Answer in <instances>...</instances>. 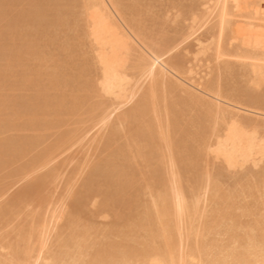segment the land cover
I'll return each mask as SVG.
<instances>
[{"label":"rangeland","instance_id":"1","mask_svg":"<svg viewBox=\"0 0 264 264\" xmlns=\"http://www.w3.org/2000/svg\"><path fill=\"white\" fill-rule=\"evenodd\" d=\"M41 1H43V2L41 4H38V0H29V1L28 0H9V1L8 0H0V5L2 3V5L0 6V47H1L0 48V51H1L0 52V62H1L0 63V69H1L0 70V75H1L0 76V80H1V83H0V85H1L0 86V108H1L0 109V117L2 116V118H0V122H1L0 125H2L0 127V138H1L0 141L4 140L5 142H7V139H9L10 142L12 141V144H10L11 146H8L9 148L11 147L10 150L12 149L13 146L16 150H21L20 154L16 153V156H15V154L12 155V153H10L11 152L10 150L7 151L8 147L5 145L3 146V144L0 143V145H1V147H0V154L1 155L0 156H2L3 153L5 154L6 151H7V153L9 152L8 156H6V158L3 159V162H2L3 156L1 157V160H0V165L2 166V167L0 166V190L2 192V193L0 192V211H1L0 212V237H1L0 238V246L6 248L5 250H2V251L0 250L1 254L5 255V254H7L8 251H10V252H8V255L12 254V251L21 252L25 246L22 239L28 233V228L30 230V228L33 225H36L38 223V221H39V226H40L41 222L45 223V221L48 219H49L48 223L50 222L49 224L52 225L50 227H51V229H53V230H51L49 228V225L46 224V226H48L50 231L53 232V233H51V234H53V236L50 238V241H49L50 244L53 246V248H52L53 251L59 250L58 246H60V244H62V239H65L70 234L71 229L74 226H77L78 230H80V231L85 230L84 232L87 235V246L88 247H90L91 244H93V243H99V242L103 241L104 239L106 240V238L108 240H111V242H113V243H116V244L121 243V238L123 236V233L127 232V230H129L130 226H131V230L134 228L132 231H134V232L137 231L138 230L137 225L139 224V221L135 217L137 216L138 219H139V217H143L144 210L146 209V207H150L151 195H156L159 192V190H157V189H161L160 192H162L166 188H168V184L166 181L168 179V175L164 174V171H163V170L167 171L165 169L166 165L163 166V164H166V160H163V161L161 160V162H158V163L154 162V160H151L152 161V163H151V161L147 158V163H144V161L142 160L143 158L140 156H142V155L147 156V152H149L150 147L145 146L144 144L138 143L139 140L137 141L136 138L132 139L135 137V135L133 136L132 131H134L136 129L144 128L145 123L148 120H150L151 123H153V124H151L152 125L151 128L153 127L151 129L152 130L151 132L155 133L154 139L156 136L159 137L158 131H161L160 133H162V132L167 133L168 137L170 136L169 134L172 135V136H170L172 138H169L170 141H172L171 146H170L171 154L176 156L177 151H178L177 148L179 149L180 152L182 151V148L179 147V143L177 144V142L179 141L181 144L180 145L181 147H183V145L186 144L188 147H190L191 150H192V147L199 146L196 149L193 148V150L198 149L197 150L198 153L200 150V152H201V153H199L200 157H203V155H205L203 157L204 159H200V160L206 159V162L201 161L198 165H196L195 168H192L194 164L192 165V163H191L190 165H188L186 167L187 170H186V168L184 169V172L182 170H180L181 169L180 164H178V166L180 165L179 167H175V169H174L175 171L177 170V172L179 173V174H177V177L181 175L180 178L179 177L177 178L179 180V183H180V184L178 183V186L180 185L179 188H182L184 190L183 191L181 189L184 192L187 200H190L192 195L199 194V190L203 186H205L206 184L210 186V189H212L210 192V195L213 198H215V200L218 202V207L219 206L220 207L230 206L232 208L244 207L248 203V201L250 202V199H249L250 197L258 199L259 197L264 195V192H263L264 191V158H262L256 166L249 162L245 165L244 164L240 165V166L237 165L236 166L237 168L236 167L235 168H231V167L229 168L228 166L226 167V164L224 163L222 158H220V157L216 158L215 155L211 156V154H213L211 152H210L211 154L209 156L208 155L209 153L207 154L208 151L206 152V148H208V146L211 144V142L215 141V138L213 136L214 130L215 131L221 130L223 127V124H224L223 121L217 115H215L213 112L209 113V116L207 117L208 112H209L208 110H206V109H208L207 102L211 103V101L213 99V97L211 95H209V93H206V91L209 89V87L211 88V86H209V85L215 86L213 88V90H216V89L220 90V93L222 94V96H225L224 98H226L228 100V102H226V103H224L225 101L222 102L223 104H226V105H223V104L222 105L224 108H225V106H227L228 109L227 108L226 109L230 115H231V112H232V115L233 114L238 115L237 116L238 118L235 116V118H237V123L242 122V124H244L245 122L246 123L250 122L249 124H247V126H245V124L241 125L242 127L244 126L245 129L242 128L241 126L240 127L242 129H244L247 132V134H249V135H254V134H251L253 132L256 133L257 134L256 135L257 140L259 138L264 143V78H261V79L254 78L252 76V74L250 73V68L246 65L247 62L240 57L237 58V56H236L237 53L239 56V54L241 52L240 48L237 47V46H239V44H238L239 38H240L241 34L243 33L242 31L245 32V26H242L241 24L244 25L247 22L254 23V21H247V22H245L243 20L238 21L239 19H237V20L233 19L234 21H229L228 26L231 28H229L228 26L224 28L227 30V31L225 30L226 31L225 35H227V36L224 38V42H223L224 44L222 43L223 47L221 49V50L225 51V53L224 52L222 53V51H221L222 54H221V57L219 58L220 60L219 59L215 60V58H216L215 57V48H216L215 35H216L218 30L215 27V23H214L215 20L211 21V20H213L212 17H210V18L207 17V19L209 21H207L206 17H203L205 0H201V1L200 0H133V1L132 0H121V1H123L124 7L126 6L125 7L126 11L124 10L126 12L125 13L126 18L128 20L133 21L134 24L136 22V26L139 23V25H138L139 31L141 32L143 39H147L149 37L148 39L150 41L148 39L145 40L146 44L148 45L151 43L150 46L153 45L152 47H153V49L156 50V52L160 51L159 52L160 54L162 52L161 56L163 58H165L167 56V58H165V60H167L169 63H170V61L177 63L176 60H179V62H178L179 64L173 63V65H172L171 64L172 62L170 64L173 67L176 66L174 68L178 69V70L177 69L176 70L179 73V75L182 76L183 79L185 78L184 79L185 85L187 86V88H189L188 86H190V88L188 90L190 91V93L193 91V98L196 101L194 99H191L192 95L186 94L187 97L183 96L185 94V92L180 90V88H178V91L180 90L182 93L184 92V94H181L179 91V94H180L179 95L177 90H176V92H177L176 93V92H173L175 90L172 91V89H170L172 91L171 92V91H169V89H167L168 87L166 88L165 86H162V84L160 82L159 83L156 82L155 83L156 85L154 84L153 89H152V94H151L152 97L150 99H148V102L150 103L148 105V113L145 116V118L142 117L139 110L134 109V107L136 105V103H135L136 99H134L133 102H132V99L134 97L128 98L131 100H128V101L126 100L127 97H129L127 93L129 91H130L129 93H131V91H132V93H135V94L137 93L136 95H139L140 93L142 94V92H144V91H146L145 93H147V89H145V88H148V87H147V83H145V81H146L145 78H142L143 80L141 79L142 82L140 79H139L140 81H137V79H138L137 77H139L140 71H138L137 68L135 69L133 66L135 59H133L132 57H128L129 60H127L126 65L128 64L127 66L129 67V69L126 66V68H127L126 73H128L127 75H129V73H130V75L128 76L129 77L128 92L126 93V97H125V101H127V102L120 103L121 102V101L119 102L120 99H118V101H116L115 98L113 99L112 97L110 98L107 96H105L106 97L105 98L104 96H102L104 102L106 103L105 105H110V110H109L110 112L107 113V114L110 113L109 115H111V116H109L108 125H109L110 121L113 123L112 124L113 127L115 126L114 123L118 124L119 122L116 121L117 117H115V116H118L120 113L122 115L125 114L126 117L128 116V118L126 119L125 116H123V121L125 120L124 123L120 124L121 126L118 124V126L117 125L115 126L116 128H113L114 130H116L115 132H117V133H115V132L114 133L117 135L112 133L113 134L112 137L109 138L110 140L111 139L112 140L108 141L109 146L107 143V145H106L107 147H103L100 150V152L97 153V151L94 147H96L97 142L99 141V139L101 138V136L105 130L104 126L103 127L100 126L101 128H99V129H97V127H95L94 128L95 130L93 129V131H91V129H89L91 131L90 134H88L89 133L88 132L87 134L85 133V135H84L83 134L84 132H82L84 127L87 128L88 125H91V123H89V121H90L89 119H90V116L92 115V113L98 112V114H99V113H101V110L103 108L101 109L98 106H96V104H94L93 101L95 98L98 97V94L95 91L94 87H92V85H91V88L88 86V84L91 81H93V82H91V84L94 83V79H95V76L97 73L96 69L94 68L93 62L91 61L92 57L88 51L89 49L87 47V44H85V41L80 40L81 31L80 30H78V31L74 30V21H76V18L78 16V13L80 10V5H79L80 0H69V1L68 0L67 1L66 0H41ZM41 1H39V2H41ZM130 1L133 3H131ZM33 2L37 3V5L35 6V3H33ZM50 2L52 5L54 4V6H53L54 8H52L51 4L49 5ZM52 2H54V3H52ZM239 2H241V0ZM9 3H10V7L12 6L10 9L12 11L9 12L10 11L9 10L10 7H9L7 9L8 11L5 12L4 11L5 9L3 6L5 4L9 5ZM58 3H60V4H58ZM202 3H203V5H202ZM55 4H57V5H55ZM33 5H34V7H31ZM40 5H43V6L41 7ZM44 5H47V6H44ZM40 8H41V10H40ZM48 9H49V11H48ZM127 9H129V10H127ZM191 11H193V12H191ZM52 13H54L53 16H52ZM132 13H134V15ZM31 14H32V16H31ZM194 14H195V16H194ZM190 15H191V17H190ZM192 15L194 17H192ZM193 18H195V19H193ZM203 18H204V20H203ZM44 19H45V21H44ZM137 19H139V20H137ZM18 20H20V21H18ZM67 20L69 22H67ZM29 21H30V23H29ZM63 21H64V23H63ZM203 21H205V22H203ZM34 22H35V24H34ZM54 22H56V23L54 24ZM232 22L234 23V25H232L233 24ZM209 23H210V25H209ZM37 24H38V26H37ZM230 24L232 26H230ZM34 25H36V26H34ZM80 25H81V23H80ZM245 25H248V24H245ZM140 26H142V27H140ZM70 27H73V28H70ZM140 28H142V29H140ZM240 32H242V33H240ZM230 33H232V34H230ZM231 35L233 37L235 35V38L231 41V43L234 41L232 43V45H230L229 44L230 42L227 40L228 37ZM1 37H3V39H1ZM5 38L7 39L6 41H5ZM36 40H37V42H36ZM33 41H34V43H33ZM13 42H15V43H13ZM16 43L19 45L16 46L17 45ZM162 43H164V44H162ZM5 45H8L10 48H8V46H6L5 47L6 49H5L4 48ZM155 45L157 47H155ZM58 46L61 48H59ZM159 47H160V50H158ZM206 47H208L209 50ZM11 48H14L15 52L13 51V49L11 50ZM23 48H25V49L22 52L21 50H23ZM227 48H229V49H227ZM7 49H9L10 51ZM17 49H19V51ZM167 49H168V51H167ZM162 50H165V51H162ZM12 51H13V53H12ZM230 51L233 54H231ZM20 52L22 53V55L18 54ZM4 54H5V56H4ZM15 54H16V56H13ZM224 54H226V56L228 54V56L226 57ZM230 54L232 55L231 57H230ZM9 56H11V57H9ZM12 56H13V58H12ZM233 56H234V58H233ZM5 57L7 58L6 59L7 61L3 60V59H5ZM174 57H176V58H174ZM27 58H29V59H27ZM131 58H132V60H131ZM225 58H229V59H227V61H226ZM74 60H77V61H74ZM228 60H230V61H228ZM61 61H64V62H62V64H61ZM89 61L92 64H90ZM222 61L224 63H222ZM78 63H80V64H78ZM136 64L137 63H135V65ZM33 65L35 67H33ZM132 66L135 70L132 68ZM4 67H6V68H4ZM12 67H14V68H12ZM40 67H41V69H40ZM130 70H132V71H130ZM13 71H14V74H13ZM80 72H82V73H80ZM66 73L68 75H66ZM11 74H13V76ZM82 74L86 75V77L83 76ZM8 75L9 76L11 75V76L9 77ZM70 75H72V78L69 77ZM31 76H33V77H31ZM41 76H42V78H41ZM57 76H59V77H57ZM77 76H79V77H77ZM11 77L13 79H11ZM73 77H75V78H73ZM6 78L8 80H6ZM67 78H69V79H67ZM79 78L83 79V82ZM22 79L24 80L25 83L23 82ZM78 79L81 82L80 81L78 82ZM65 80L69 84L67 82H65ZM173 80H174V78H172V82H174ZM15 81L17 84L15 83ZM34 81H36L37 83ZM61 81L63 82V84ZM2 82L5 83V85H3ZM38 82H40V83H38ZM52 82L54 83V85ZM134 82H137V83L139 82V83L137 84ZM143 82H144V84H143ZM182 82H183V80H182ZM27 83H29V84H27ZM34 83H36L37 87ZM79 83H81V87L79 86L80 85ZM176 83H177V81H176ZM191 83L199 84L200 88H202V90L195 88L194 85ZM77 84H79L78 85L79 87L77 86ZM17 85H19V86L17 87ZM22 85H24L26 87H23ZM74 85H76V87ZM132 86L137 87L135 92L133 91L132 88H134V87H132ZM139 86H141L142 88L139 89ZM158 86L160 87L159 92H158V89H156V88H158ZM20 87H22V89H20ZM73 87H75L74 92L72 90ZM82 89H84V90L82 91ZM165 89H167V90H165ZM57 90L60 91V93ZM89 90L91 92H93V90H94V92L92 94H90ZM153 90L154 91L157 90V91L154 92ZM55 91H57V93ZM166 91H168V92H166ZM71 92H73L74 95H72ZM81 92H84V93H81ZM52 93H55L57 95L54 94V96H53ZM153 93H154V95H153ZM155 93H157L158 95ZM163 93H164V95L162 97L161 94H163ZM174 93H175V96H174ZM43 94H44V97L42 98ZM83 94H85L86 96L84 97ZM165 94L167 95V97ZM50 95L53 96V98ZM70 95H71V97L75 96V99L72 100ZM196 95H197V98H196ZM38 96H39V98H38ZM55 96L59 98L57 100V103H55L56 100L53 101L54 99H56ZM77 96H80V97L82 96V99H84V100H81V98L80 97L78 98ZM155 96L156 97L161 96V97L155 98ZM164 96H165V98H164ZM188 96L190 98H188ZM198 96H199V98L201 97L202 99L201 98L199 99ZM66 97L68 98V100L66 99ZM130 97H131V95H130ZM22 98H25V101H24V99L22 100ZM28 98H30V99H28ZM41 98L43 100H45V99L46 100L45 101L38 100ZM152 98L156 103L152 100ZM168 98H169V101L167 102ZM61 99H63V101ZM197 99L199 101L201 100L200 101L201 104H199L200 102H197ZM29 100H30V102H29ZM36 100L40 101V103H43L44 105L42 106V104H39V102H37ZM50 100H51V102H50ZM71 100H72V103H71ZM61 101L65 102L66 104L61 103ZM69 101L71 104H69ZM160 101H161V104H160ZM202 101L203 102L206 101V104H205V102L202 103ZM20 102H22V106H21ZM26 102H27V104L25 105ZM34 102H36L37 104ZM52 102H54V103H52ZM111 102L113 103V105L109 104ZM152 102H154V108H153ZM157 102H159V103H157ZM2 103H4V104H2ZM46 103H47V105L50 104V105H52V107H54V108H52L51 106H48V107H50L49 112L47 111L48 107H47ZM88 103H90L91 105ZM119 103H120V106H119ZM166 103H167L168 107L169 106H171V107L166 109ZM33 104L36 106L32 107ZM61 104L63 105V107ZM114 104L116 105V108H113L114 111H112L111 106L115 107ZM202 104L206 105L205 108H204V106L201 107ZM211 104H213V103H211ZM6 105H8V106H6ZM55 105L57 106L58 109L55 108L56 107ZM69 105H70V108H69ZM157 105H159L160 108ZM162 105H163V107H162ZM198 105H200V106H198ZM41 106H42L43 110L40 109ZM60 106L62 108H60ZM241 106H243V107H241ZM10 107H11V109H10ZM20 107L22 110H25L26 112L21 111ZM44 107L46 109H44ZM97 107L99 108L100 111L99 110L95 111L96 110L95 108H97ZM36 108H38V109H36ZM76 108H79V109H76ZM158 108L160 110H158ZM13 109H15V110H13ZM32 109H34L35 111ZM153 109L155 111L158 110L159 113L155 112V111L153 112ZM163 109L165 111L166 110L167 111L165 112ZM237 109H239L238 111L240 113H236ZM255 109H256V111H255ZM257 109H259L261 112ZM27 110H29V111H27ZM137 110H138V113H137ZM6 111H8L9 113ZM14 111L16 113H14ZM41 111H43V112H41ZM93 111H95V112H93ZM205 111L207 112V114L205 113ZM20 112H23V113L21 114ZM50 112H52V113L54 112V113L50 115ZM6 113L8 115H6ZM73 113H74V115H73ZM10 114H12V115H10ZM47 114L49 115L48 118H47ZM56 114L58 115L57 117H56ZM239 114H240V116H239ZM43 115L45 116V118ZM53 115H55V118ZM63 115H64V117H63ZM139 115H141V116H139ZM175 115L177 117L176 120H175ZM257 115H260L259 118ZM22 116L24 118L23 120L21 118ZM50 116H53V117L50 118ZM60 116H62V119H59ZM77 116H80L81 118H79V117L77 118ZM172 116L174 118H172ZM157 117L159 118V120ZM165 117L170 118V120L173 119L171 121H174L173 123L175 124L174 125L175 128L172 126L171 121L169 119L167 121ZM229 117L230 116H226V118L224 120L228 122L231 119ZM250 117H251V120H248L247 118H250ZM31 118H33V119H31ZM36 118H39V119L35 120ZM42 118H44V119H42ZM202 118H205L208 121L205 119L202 121ZM235 118H232V120L234 119V121H236ZM244 118H245V121H244ZM25 119H26V121H25ZM66 119H68V120H66ZM153 119L154 120L156 119V121H159V122L161 119V122L160 123L156 122V121L152 122V121H154ZM241 119H243V120H241ZM8 120H9V122H8ZM15 120H17V121H15ZM81 120H83L84 122ZM86 120L88 121V124H87ZM19 121H20V123H19ZM22 121L25 124H23ZM30 121H31V123H30ZM35 121H38L39 127H37L38 123ZM59 121H63V122H59ZM76 121L80 124V127ZM169 122H170V124H169ZM28 123H29V125H28ZM35 123L37 125H34ZM41 123H43V124H41ZM81 123H82V125H81ZM214 123H216V124H214ZM154 124L158 125L159 130L156 128L157 126ZM162 124H164V125H162ZM240 124L241 123H238V125H240ZM248 125H250V126H248ZM4 126L6 129L4 128ZM20 126H21V128H20ZM50 126H51V128H50ZM169 126L171 129L169 128ZM57 127H58V129H57ZM2 128H4V130ZM80 128H82V130ZM199 128L201 130H204L205 134H203L204 131L203 132L200 131ZM165 129H166V131H165ZM181 129H183V130L185 129V131H183L184 133L189 132V134L186 133L187 134L186 137L183 136L184 138L182 136H181L182 138H180V136H179ZM212 129H213V131H212ZM5 130H6V132H5ZM61 130H62V133H61ZM78 130L79 131L81 130L80 132H82V134L80 132H78ZM168 130H170V131H168ZM186 130H188V131H186ZM71 131H73V132L71 133ZM97 131H98V133H97ZM206 131L208 132V134ZM77 132H78V134H77ZM169 132H171V133H169ZM196 132H198V133H196ZM192 133L194 136L191 135ZM195 133L197 135H195ZM199 133H201L202 135ZM67 134H70V135H67ZM74 134L75 135L77 134V136H75ZM35 135H36V138H35ZM42 135H43V137H42ZM59 135L60 136L63 135L62 139L65 137L66 138H72L73 137V139H69V141L66 144L67 146L71 145V147L69 146V148H67V146H65L64 147L65 149H63V151L64 150H66V151H64V152L56 151V149H54L55 147H53V149L55 151H53V149L50 148L53 146L52 144L56 143V145H57L58 142H56L57 140L55 138L60 140ZM71 135H73V136H71ZM181 135H183V133ZM199 135H201L202 137ZM79 136L82 138L84 137V138L83 139L80 138L78 140ZM197 136H199V137H197ZM10 137H12L11 140H10ZM190 137H191V140L193 142H191V140L189 139ZM193 137H195V138H193ZM185 138H186V140H185ZM203 138H205V141ZM114 139H116V140H114ZM194 139H195V141H194ZM31 140H32V142H31ZM83 140H85V141H83ZM155 140L157 141L156 144L158 146L157 145H154V146H156L155 148L157 150H158L157 147H159L160 154L161 153L167 154L168 150L166 148V142H164L163 140L159 141V139L157 140V138ZM202 140L204 142H203V144H200V142H202ZM17 141L20 142V145H19V143H17ZM27 141H29V142H27ZM129 141H130V143H129ZM173 142H175V144H173ZM188 142L191 143L190 145L192 147L188 144ZM206 142L208 143V145ZM122 143H124V144H122ZM205 143L207 146H204ZM22 144H23V147L24 146L28 147V145L32 144L30 146L31 148L30 147H29V149L27 148L28 151L26 154H24L26 152L25 151L26 148H22V149H25L23 151L22 149H20L21 147H18V146H22ZM159 144H161L162 146ZM125 145L126 146L129 145L128 147H130V149L127 148ZM202 145H203V148H202ZM137 146L140 149V154H138V152L135 151L138 148ZM118 147H126L124 150L127 151V154L131 153V154H128V159H130L131 167H132V168H130L129 172H127L129 179H127L126 182L124 184H121V185L124 188L125 184L127 185V183L129 184V182H130V183H132L131 184L132 186L129 185L130 186L129 187L127 185L129 188L126 186L128 189L125 187L124 188L125 191H123L121 185H118L120 183H117V184L115 183V184L111 185L110 187L105 186L104 184H102V183H104V182H102L103 181L102 179L98 178V176H96V175L93 176V174H90L92 172V170H95L96 165H98V164L100 165L104 161L108 160L110 158V156L112 155L111 151L116 150V148H118ZM4 149H6V151ZM1 150H3V151H1ZM48 150L49 151L51 150L52 152L57 153V155H55L56 153L55 154L53 153L54 157H52V162H50L47 165L45 164L46 166L37 165L36 167L31 168L35 157L36 156L38 157L39 155L42 156V155L47 154L49 152ZM146 150H147V152H146ZM201 150L204 152L203 154H202ZM35 152H37L39 155ZM95 153H97V154H95ZM113 153H114V151H113ZM9 156H11V157H9ZM15 157H16V159H15ZM19 157H22V158H19ZM205 157H208V158H205ZM12 158H14V159H12ZM5 159H7V161L10 159L9 160L10 162L8 161V164H7ZM32 159H33V161H32ZM137 159H139V160H137ZM196 159L197 160L193 161L194 163L196 162L195 164L198 163L199 157ZM120 160H119L120 163H117L119 165L116 164L113 166L114 172L115 171L119 172V171H122L125 169V168H123V166H125V165L121 164L122 159H120ZM134 160H135V163H133ZM27 161H28V163H27ZM136 161L137 162L139 161V162L136 164ZM1 162H2V164H1ZM153 162H154V165H153ZM142 163H144V164H142ZM132 164L134 165V167L132 166ZM159 164H161L162 166H160ZM3 165H4V167H3ZM139 165H140V167H139ZM141 165H143L145 168L141 167ZM158 166H159V168H158ZM190 166H192V167H190ZM199 166L202 168H200ZM155 167H157L158 169H161V171L159 170L160 171L159 173H161V176L163 177L162 179L166 181V183H165V185L167 184L165 186L166 188H164L161 185L159 187V185L156 184L157 180H156V176L154 175V174H156V172H154V171H156V170H154ZM28 168L29 169L31 168V169L27 170ZM176 168H178V169H176ZM188 168H190V169H188ZM148 169L149 170L151 169L152 173H151V171L150 172L147 171ZM179 170L181 173L179 172ZM201 170L202 171L204 170L203 171L204 173ZM132 172L135 174H138V175L134 176V175H132ZM129 173H131V174H129ZM133 176H134V178H133ZM152 178H153V180H152ZM196 178H198V179H196ZM180 179H181V181H180ZM77 180H78V185H74L75 183H77ZM80 180H82V181H80ZM99 180H101V181H99ZM139 180H140V182L138 185ZM200 180H202L203 182ZM151 181L153 183H151ZM206 182H208V183H206ZM2 183H4V184H2ZM181 183H182V185H181ZM196 183L198 185H196ZM80 184H82L84 186H81ZM152 184H154V185H152ZM73 185H74V187H73ZM104 186L106 188L107 187L108 188L106 189ZM139 186H141V188H139ZM197 186H198V188H197ZM101 187H103V188L101 189ZM115 187H118L119 190L121 189L123 191V194H122V191L121 192L118 191V189H116ZM156 187H159V188H156ZM191 187H194V188L192 189ZM30 188H32V189L34 188V190H32ZM109 188L112 190H108ZM104 189L106 191L107 190L108 191L106 192ZM28 190L31 192L30 194H29ZM150 190H152V191H150ZM186 190H187V192H185ZM111 191H112V193H111ZM115 191H117V192L115 193ZM137 191H139V192H137ZM192 191H194V192H192ZM261 191H262V193H261ZM109 193H110L111 197H110ZM117 194L120 195V196L118 195V197H120L121 199L116 198ZM123 196H124V199L122 198ZM112 198H114V199H112ZM118 199L122 202L118 203V201H119ZM114 200H118V201L114 202ZM146 205H149V206H146ZM211 207L216 208V204L212 203V205L208 209H210ZM235 213H239V212L235 211ZM125 216H131L134 218L131 225H129V223H125L126 222ZM50 219H52V220L50 221ZM248 220H249V218H241V222H243V223L248 221ZM228 224H230V223H228ZM43 225H45V224H43ZM54 231L57 234L55 233V235H54ZM8 255H5V256L8 257Z\"/></svg>","mask_w":264,"mask_h":264},{"label":"bare ground","instance_id":"2","mask_svg":"<svg viewBox=\"0 0 264 264\" xmlns=\"http://www.w3.org/2000/svg\"><path fill=\"white\" fill-rule=\"evenodd\" d=\"M39 1H41V0H38V4H41L43 2V1H41V2H39ZM239 1L240 0H238V1L237 0H205V2H204L203 17H206V19H207V17L208 18L212 17L213 20H211V21H214L215 20V22H214L215 23V27L218 30L217 33H216V35H215V41H216V48H215V57L216 58H215V60L216 59H219L221 57V54L223 52L225 53V51H223L221 49L223 47L222 45L224 44L223 43L224 42V38L227 36V35H225V32L227 30L224 29V28L229 25L228 24L229 21H234V20H237V19H239L238 21L243 20L245 22H247V21H254V23H249V22L245 23V24H248V25L241 24L242 26H245V32L244 31H242L243 33L240 32L242 34H241V36L239 38V43H238L239 46H237V47L240 48L241 52H240L239 56H238V53H237V55L236 54L235 55L237 56V58L240 57V58H242L243 60H245L247 62L246 65L250 68V73L252 74V76L254 78L261 79V78H264V0H241V2H239ZM35 2H33V3H35ZM52 3H54V2H52ZM131 3H133V2H131ZM50 4H51V2L49 3V5ZM58 4H60V3H58ZM1 5H2V3H1ZM9 5H10V3H9ZM36 5H37V3H35V6ZM55 5H57V4H55ZM79 5H80V10H79L78 16L76 18V21H74V30H77V31L80 30L81 31V38H80V40L81 41H85V44H87V47L89 49L88 51H89V53H90V55L92 57V60L91 61L93 62L94 68L96 69V72L97 73H96V76H95V79H94V83L91 84V82H93V81H91L88 84V86L91 88V85H92V87H94L95 91L98 94V97L95 98L94 101H93L94 104H96V106H98L101 109L103 108L102 109L103 111L101 110V113H99V114H98V112H95V111L99 110V108L98 107L95 108L96 110L93 111L95 113H92V115L90 116V119H89L90 120L89 123H91V125H88V127H87L88 129L86 127H84L85 130L83 129L82 132H84L83 133L84 135H85V133L87 134L88 132H89L88 134H90L91 131H93V129L95 127H97V129H99V128H101L100 126H102V127L104 126L105 130H104L101 138L97 142L96 147H94L96 149L97 153H98V152H100V150L103 147H107L106 145H107L108 141H111L112 140V139L110 140L109 138L112 137L113 134L117 133V132H115L116 130H114L113 128H116L115 126L116 125L118 126V124L120 125V124L124 123L125 120L123 121V116H125L126 119L128 118V116L126 117L125 114L122 115L120 113L118 116H115V117H117L116 118L117 120L116 119L115 120L117 122H119V123L118 124L114 123L115 126L113 127V125H112L113 123L110 121L111 124L109 123V125H108L109 116H111V115H109L110 113L109 114H107V113L110 112L109 111L110 110V105H105L106 103L104 102L102 96H104V97L107 96V97H110V98L112 97L113 99L115 98L116 101H118V99H120L119 100V102L121 101L120 103L127 102L128 100H131V99H128V98H133L134 97L132 99V102L134 101V99H136V102H135L136 105L134 104L135 105L134 109L135 110L138 109L139 112H140V114L144 118H145V116L148 113V105L150 104L148 102V99H150L152 97L151 96L152 89H153V86H154V84L156 82H158V83L160 82L162 84V86H165L166 88L168 87L167 89H169V91H171L170 89H172V91L175 90L173 92H176V90H177V92L179 94V91L182 90V91L185 92V94H184V92L182 93L180 91L181 94H184L183 96H186V94H187V95H192L191 96L192 97L191 99H194V98H193V91L190 93V91L188 90L190 88V86H188L189 88H187V86L185 85V81H184L185 78L183 79V77L179 75V73L177 72L178 69L177 68H174L176 66H174V67L172 66L174 62L173 61H170V63L172 62L171 63L172 65H171L167 60H165V58H167V56L165 58H163L161 56L162 52H161V54L159 53L160 51L159 52L158 51L156 52V50L153 49V47H152L153 45L150 46L151 43L147 45L146 42H145V40H147L149 37L147 39H143V36L141 35V32L139 31V26H138L139 23L136 26V22L134 24L133 21L128 20L126 18V15H125V13H126L125 12L126 11L125 10V7L126 6L124 7L123 1H121V0H80V4ZM202 5H203V3H202ZM40 6L42 7L43 5H40ZM44 6H47V5H44ZM53 6H54V4L52 5V8H54ZM11 7L9 8V10L11 9ZM31 7H34V5L31 6ZM40 10H41V8H40ZM127 10H129V9H127ZM11 11L12 10H10L9 12H11ZM48 11H49V9H48ZM191 12H193V11H191ZM32 14H31V16H32ZM53 14L54 13H52V16H53ZM132 14L134 15V13H132ZM194 16H195V14H194ZM194 16L192 15V17H194ZM190 17H191V15H190ZM193 19H195V18H193ZM137 20H139V19H137ZM203 20H204V18H203ZM18 21H20V20H18ZM44 21H45V19H44ZM207 21H209V20L207 19ZM67 22H69V21L67 20ZM203 22H205V21H203ZM29 23H30V21H29ZM55 23L56 22H54V24ZM63 23H64V21H63ZM80 23H81V25H80ZM34 24H35V22H34ZM231 24H230V26L234 25V23L232 25ZM209 25H210V23H209ZM34 26H36V25H34ZM37 26H38V24H37ZM140 27H142V26H140ZM70 28H73V27H70ZM229 28H231V27H229ZM140 29H142V28H140ZM230 34H232V33H230ZM234 38H235V35H234V37L232 35L228 37L227 40L230 42L229 43L230 45H232V43L234 42L233 41L231 43V41ZM1 39H3V37H1ZM6 40L7 39L5 38V41ZM36 42H37V40H36ZM13 43H15V42H13ZM33 43H34V41H33ZM162 44H164V43H162ZM18 45L19 44H17L16 46H18ZM6 46H8V45H5L4 48ZM155 47H157V46L155 45ZM8 48H10V47L8 46ZM59 48H61V47H59ZM206 48H208V47H206ZM12 49H13V51L15 50L14 48H11V50ZM24 49L25 48H23V50H21V51L23 52ZM227 49H229V48H227ZM7 50H9V49H7ZM17 50L19 51V49H17ZM158 50H160V47L158 48ZM208 50H209V48H208ZM13 51H12V53H13ZM162 51H165V50H162ZM167 51H168V49H167ZM221 51H222V53H221ZM18 54H21L22 55L21 52L18 53ZM231 54H233V53L231 52ZM231 54H230V57L232 56ZM224 55L226 56V54H224ZM4 56H5V54H4ZM13 56H16V54L13 55ZM13 56H12V58H13ZM227 56H228V54H227ZM6 57L3 60H6L7 59ZM9 57H11V56H9ZM128 57H132L133 59H135L133 66H134L135 69L137 68V70L140 71L139 72L140 74L139 73L138 74H139V77L140 76L141 77L140 78L137 77L138 78V79L136 78L137 81H140L142 78H145L146 79L145 83H147V87L148 88H145V89H147V93H145L146 91H144V92H142V94L140 93L139 95H136L137 93L136 94L135 93H132V91H131V93H129L130 91L128 92V84H129V77L128 76L130 75V73H129V75H127L128 73H126V69H127L126 66L128 65V64L126 65V63H127V60H129ZM132 58H131V60H132ZM174 58H176V57H174ZM233 58H234V56H233ZM27 59H29V58H27ZM225 59L227 61V59H229V58H225ZM74 61H77V60H74ZM228 61H230V60H228ZM62 62H64V61H61V64H62ZM176 62L177 63H174V64H179L178 63L179 60H176ZM89 63H90V61H89ZM135 63H137V64L135 65ZM222 63H224V62L222 61ZM78 64H80V63H78ZM90 64H92V63H90ZM133 66H132V68H133ZM6 67H4V68H6ZM33 67H35V66L33 65ZM12 68H14V67H12ZM40 69H41V67H40ZM128 69H129V67H128ZM130 71H132V70H130ZM80 73H82V72H80ZM13 74H14V71H13ZM13 74H11V75L13 76ZM66 75H68V74L66 73ZM33 76H31V77H33ZM83 76L86 77V75H83ZM57 77H59V76H57ZM69 77L72 78V75H70ZM77 77H79V76H77ZM41 78H42V76H41ZM73 78H75V77H73ZM172 78H174V80H173L174 82H172ZM11 79H13V78L11 77ZM67 79H69V78H67ZM79 79H78V82L80 80L83 82V79H80V80ZM6 80H8V79L6 78ZM142 80H141V82H142ZM175 80L177 81V83H176ZM182 80H183V82H182ZM23 82H24V80H23ZM34 82H36V81H34ZM65 82H67V81L65 80ZM0 83H1V80H0ZM15 83H16V81H15ZM36 83H34V84L36 85ZM38 83H40V82H38ZM134 83H137V82H134ZM27 84H29V83H27ZM62 84H63V82H62ZM79 84H77V86L79 85L81 87V83H79ZM143 84H144V82H143ZM191 84H193V83H191ZM3 85H5V83H3ZM53 85H54V83H53ZM193 85H194L195 88H198V89H201L202 90V88H200V85L199 84H193ZM18 86L19 85H17V87ZM22 86L23 87H26L24 85H22ZM74 86L76 87V85H74ZM209 86H211V88L209 87L208 90L206 89L207 90L206 93H209V95H211L213 97L212 101L210 100L211 103H213V104L207 102L208 109H206V110L209 111L207 117L209 116V113L213 112L215 115H217L223 121L224 124H223V127H222L221 130H219V131L218 130L217 131L214 130L213 136L215 138V141L213 140L214 142H211V144L208 146V148H206V152L208 151L207 154L209 153L208 155L210 156V154L213 153V154H211V156L212 155L213 156L215 155L216 158H218V157L222 158V160L226 164V167L228 166L229 168L230 167L231 168H235L237 165H239V166L240 165H243V164L245 165V164H247L249 162L256 166L260 162V160L262 158H264V143L259 138L257 140V138H256L257 137L256 136L257 134L256 133L253 132L251 134H254V135H249L244 130L245 129L244 126L243 127L241 126V125H244V124H245V126H247V124H249L250 122L249 123H246L245 122L244 124H242V122H238V123H241L240 125H238V123H237V118H238L237 116L238 115L237 114H233L232 115V112H231V115H230L228 113V111H227V109H228L227 106H225V108L223 107V105H226V104H223L222 102L225 101L224 103H226V102H228V100L226 98H224L225 96H222V94L220 93V90H218V89L213 90V88L215 86H212V85H209ZM36 87H37V85H36ZM75 87H73V89H72L73 92H74V88ZM132 87H134V86H132ZM135 87L132 88L134 92L137 89V87L136 88ZM140 88H142V87L139 86V89ZM178 88H180L179 91H178ZM20 89H22V87H20ZM156 89H158V92H159L160 87L158 86V88H156ZM167 89H165V90H167ZM83 90L84 89H82V91ZM57 91H55V92L57 93ZM156 91L157 90H155L154 92H156ZM58 92L60 93V91H58ZM73 92H71L72 95H74ZM89 92H90V94H92L94 92V90H93V92H91L89 90ZM166 92H168V91H166ZM81 93H84V92H81ZM126 93L129 96L126 99L127 101H125ZM52 94L54 96L55 93H52ZM129 94L131 95V97H130ZM155 94H157V93H155ZM55 95H57V94H55ZM83 95H84V97L86 96L85 94H83ZM153 95H154V93H153ZM161 95L163 97L164 93L161 94ZM53 96H51V97L53 98ZM82 96L81 97L80 96H77V97L78 98L80 97L81 100H84V99H82ZM174 96H175V93H174ZM43 97H44V94H43L42 98ZM70 97H71V95H70ZM157 97H159V96H157ZM157 97L155 96V98H157ZM166 97H167V95H166ZM38 98H39V96H38ZM42 98L41 99H38V100H41V101H45L46 100L45 98H44L45 100H43ZM55 98L56 99H54L53 101L56 100L55 103H57V100L59 98L56 97V96H55ZM71 98L73 100V99H75V96L74 97H71ZM164 98H165V96H164ZM188 98H190V97L188 96ZM196 98H197V95H196ZM198 98H199V96H198ZM23 99L25 101V98H22V100ZM28 99H30V98H28ZM66 99L68 100L67 97H66ZM61 100L63 101V99H61ZM72 100H71V103H72ZM152 100H153V98H152ZM62 101H61V103L66 104L65 102H62ZM168 101H169V98H168L167 102ZM200 101L197 99V102H200ZM29 102H30V100H29ZM37 102H39V104H42V106L44 105L43 103H40V101H37ZM50 102H51V100H50ZM154 102H152L153 108H154ZM204 102L206 104V101H204ZM204 102L202 101V103H204ZM4 103H2V104H4ZM20 103H21V106H22V102H20ZM34 103H36V102H34ZM52 103H54V102H52ZM71 103L69 101V104H71ZM120 103H119V106H120ZM157 103H159V102H157ZM26 104H27V102L25 103V105ZM50 104L47 105V103H46L47 107L48 106H51L52 107V105H50ZM88 104H90V103H88ZM109 104H112L113 105L112 102L109 103ZM160 104H161V101H160ZM199 104H201V102ZM205 104L204 105L202 104L201 107L204 106V108H205V106H206ZM8 105H6V106H8ZM33 106H36V105L33 104L32 107ZM42 106H41L40 109H42ZM157 106L160 108L159 105H157ZM198 106H200V105H198ZM243 106H241V107H243ZM62 107H63V105H62ZM62 107L60 106V108H62ZM111 107H112L111 110L114 111L113 108H116V105H115V107L114 106H111ZM162 107H163V105H162ZM169 107H171V106H169ZM169 107H168V105L166 103V109H168ZM38 108H36V109H38ZM49 108L50 107H48V110H47L48 112L50 110ZM52 108H54V107H52ZM55 108H57V106ZM69 108H70V105H69ZM159 108H158V110H160ZM10 109H11V107H10ZM20 109H21V107H20ZM44 109H46V108L44 107ZM76 109H79V108H76ZM13 110H15V109H13ZM32 110H34V109H32ZM138 110H137V113H138ZM158 110L155 111L153 109V112L154 111L155 112H158ZM238 110L239 109H237V112L236 113H240ZM257 110H259V109H257ZM21 111H25V110H22L21 109ZM27 111H29V110H27ZM255 111H256V109H255ZM6 112H8V111H6ZM41 112H43V111H41ZM14 113H16V112L14 111ZM20 113L22 114L23 112H20ZM53 113L50 112V115L53 114ZM205 113L207 114L206 111H205ZM6 115H8V114L6 113ZM10 115H12V114H10ZM73 115H74V113H73ZM141 115H139V116H141ZM48 116L49 115L47 114V118H48ZM53 116L55 118V115H53ZM53 116H50V118L53 117ZM57 116L58 115L56 114V117ZM226 116H230L229 118H231L228 122L224 120L226 118ZM235 116L237 118H235ZM239 116H240V114H239ZM257 116L259 118L260 115H257ZM63 117H64V115H63ZM78 117L81 118L80 116H77V118ZM0 118H2V116ZM21 118H22V120L24 119L23 116ZM44 118H45V116H44ZM44 118H42V119H44ZM172 118H174V117L172 116ZM232 118H235L236 121H234V119L232 120ZM31 119H33V118H31ZM37 119H39V118H36L35 120H37ZM59 119H62V116H60ZM168 119L170 120V118L167 117L166 120L168 121ZM176 119H177V117L175 115V120ZM204 119L205 118H202V121ZM247 119L248 120H251V117L250 118H247ZM66 120H68V119H66ZM83 120H81V121H83ZM158 120H159V118H158ZM171 120H173V119H171ZM205 120H207V119H205ZM241 120H243V119H241ZM15 121H17V120H15ZM25 121H26V119H25ZM63 121H59V122H63ZM155 121H156V119L154 121H152V122H155ZM244 121H245V118H244ZM8 122H9V120H8ZM35 122L38 123V121H35ZM86 122L88 124V121L87 120H86ZM156 122H159V121H156ZM160 122H161V119H160ZM173 122L174 121H171V124L174 127L175 124ZM19 123H20V121H19ZM30 123H31V121H30ZM82 123H81V125H82ZM23 124H25V123L23 122ZM41 124H43V123H41ZM151 124H153V123H151V121L148 120V121H146L144 128H142V129H136V130L132 131L133 136L135 135V137L132 138V139H135L136 138L137 141L139 140L138 143L144 144L145 146L150 147L149 152H147V150H146L147 156L146 155L140 156V157L143 158L142 160L144 161V163H147V158L150 161L151 160H154V162H157V163L158 162H161V160L162 161L163 160H166V164H163V166L166 165V168L165 169L167 171H165V170H163V171H164V174H167L168 175V179L166 180L167 181V184H168V188L165 187L167 185V184L165 185L166 181L162 179L163 177L161 176V173H159L161 171V169H158L159 166H158V168L155 167L154 170H156V171H154V170L153 171L156 172V174H154L156 176V180H157V183L156 184H158L159 187L161 185V186H163L166 189L164 191H162V192H160L161 189H157V190H159V192L156 195H151V204H150V207H146V209L144 210L143 217H139V219H138L137 216L135 217L133 215L139 221V224L137 225V228H138L137 231H135V232L132 231L134 228L132 227L133 229L131 230V226H130L129 227V230H127V232L123 233V236L121 238V243L116 244V243H113V242H111V240H108L106 238V240L104 239L103 241H101L99 243H93V244H91L90 247H88L87 246V235L84 232L85 230L84 231H82V230L80 231V230H78V227L77 226H74L75 228L73 227L71 229L70 234L65 239H62V244H60V246H58V249L59 250L58 251H53L52 250L53 246L49 242L50 241V238L53 236V234H51L53 232L50 231V229H51L50 226H52V225L49 224L50 222L48 223V220L49 219L46 220L47 222L43 219L45 221V223H42L41 222V224L39 226V221H38V223H37L38 225L37 224L36 225H33L30 228V230L28 228V233L22 239V241L25 244V246H24V248H23V250L21 252H19V251L18 252L12 251V254L8 255V252H10V251H8L7 254H5V255H8V257L0 253V264H260V261L262 259H264V195H262L258 199H255L253 197H250V198L248 197L250 199V202L248 201V203L244 207H235V208H232L230 206H228V207H220L219 206L218 207V202L215 200V198H213L210 195V192H211L212 189H210V186L206 184L205 186H203L199 190V194H194V195H192V197H191L190 200H187L186 197H185V194L183 192L184 190L182 188H179L180 185L178 186L179 180L177 178L178 177L180 178L181 175L177 177V174H179V173L177 172V170L175 171L174 169H175V167H179L181 165L180 166L181 169L180 168L179 169L184 172V169L188 165H190L191 163H192V165L193 164L194 165H193V167L192 166H190V167L195 168L196 165H198L201 161H205L206 162V159L205 160H200V159H204L203 157L205 155H203V157H200L199 156V153H201L200 150H199V153L197 151L198 149L197 150H193V148L196 149L199 146L196 145L197 147H192L190 145L191 143L188 142V144L192 147V150H191L190 147H188L186 144L183 145V147L186 145L184 148L181 147L180 146L181 144H180L179 141L177 142V144L179 143V147L182 148V151L180 152L179 149L177 148L178 151H177L176 156L173 155V154H171L170 146H171V142L172 141H170L169 138H172V137H170L172 135L169 134L170 136L168 137L167 133H163V132L160 133L161 131H158L159 132V137L156 136L155 139L157 138V140L159 139V141L160 140L161 141L163 140L164 142H166V148L168 150V153L167 154H162V153L160 154L159 147H157L158 150H159L158 151L155 148L156 146H154V145H157L156 144L157 141L154 139V134L155 133H152L151 132L152 131L151 129L153 128V127L151 128V126H152ZM169 124H170V122H169ZM214 124H216V123H214ZM28 125H29V123H28ZM34 125H37V124L35 123ZM154 125H156V124H154ZM162 125H164V124H162ZM1 126L2 125H0V127ZM156 126H157L156 128L159 130L158 125H156ZM240 126L242 128H244V129H242ZM248 126H250V125H248ZM37 127H39V123H38V126ZM79 127H80V124H79ZM4 128H5V126H4ZM4 128H2V129L4 130ZM20 128H21V126H20ZM50 128H51V126H50ZM169 128H170V126H169ZM57 129H58V127H57ZM80 129L82 130V128H80ZM89 129H91V131ZM80 131L78 130V132H80ZM165 131H166V129H165ZM168 131H170V130H168ZM183 131H185V129L184 130L181 129L180 134H179L180 138H182L183 136L186 137V135L189 134V132L188 133L186 132L187 133L186 134ZM186 131H188V130H186ZM200 131L203 132L204 130H201L200 129ZM212 131H213V129H212ZM5 132H6V130H5ZM72 132L73 131H71V133ZM78 132H77V134H78ZM82 132H80V133L82 134ZM61 133H62V130H61ZM97 133H98V131H97ZM169 133H171V132H169ZM182 133H183V135H181ZM196 133H198V132H196ZM196 133H195V135H197ZM77 134L76 135L74 134V135L77 136ZM199 134H201V133H199ZM203 134H205V131H204ZM207 134H208V132H207ZM63 135H61V136L59 135L60 136V140L57 139V138H55L57 140L56 142H58V143H57V145H56V143L55 144H52L53 146L50 147L51 149H53V147H55L54 149H56V151H61V152L66 151V150L63 151V149H65L64 147L67 146L66 144L69 141V139H73V137L72 138H66L65 137V138L62 139V136ZM67 135H70V134H67ZM115 135H117V134H115ZM191 135H193V133ZM201 135H199V136H201ZM71 136H73V135H71ZM199 136H197V137H199ZM42 137H43V135H42ZM11 138L12 137H10V140H11ZM35 138H36V135H35ZM80 138L83 139L84 137L82 138V137L79 136L78 140ZM193 138H195V137H193ZM189 139L191 140V137ZM203 139L205 141V138H203ZM114 140H116V139H114ZM185 140H186V138H185ZM83 141H85V140H83ZM194 141H195V139H194ZM204 141L202 140V142H200V144H203ZM27 142H29V141H27ZM31 142H32V140H31ZM191 142H193V141L191 140ZM0 143L3 144V146L5 145V146L8 147V146H11L10 144H12V141L10 142L9 139H7V142H5L4 140H1ZM17 143H19V145H20V142L19 141H17ZM129 143H130V141H129ZM206 143L204 144V146H207L208 145V143H207V145H206ZM122 144H124V143H122ZM173 144H175V142H173ZM31 145L32 144L28 145V147H25V146L23 147V144H22V146H18V147H21L20 149L26 148V150L25 149H22L23 151L24 150L26 151L24 153V154H26L27 151H28L27 148L29 149V147ZM159 145H161V144H159ZM69 146L71 147V145H69ZM69 146H67V148H69ZM108 146H109V143H108ZM128 146H126V147L130 149V147H128ZM0 147H1V145H0ZM126 147H118V148H116V150H113L114 153H113V151H111L112 155L110 156V158L109 159L107 158L108 160L104 161L100 165L97 163L99 166L96 165L95 166V170H92V172L90 174H93V176L96 175V176H98V178L102 179L103 180L102 182H104L102 184H104L105 186H109L110 187L111 185H113L115 183L116 184L117 183H120L118 185L124 184L126 182V180L129 179L127 172H129L130 168H132L131 167V161H130V159H128V154H131V153H128L127 154V151L124 150ZM10 148L8 147L7 151L10 150ZM13 148H14V146L10 150L11 151L10 153H12V155L15 154V156H16V153L17 154H20V151L21 150H16L15 148L14 149ZM202 148H203V145H202ZM54 149H53V151H55ZM4 150L6 151V149H4ZM1 151H3V150H1ZM7 151H6L5 154L4 153L2 154L3 157L0 156V160H1V157H2V162H3V159L6 158V156H8V154H9V152L7 153ZM135 151H137L138 154H140L139 147ZM35 153H37V152H35ZM53 153L54 152H52L51 150L47 154L42 155V156L37 153L39 156L38 157L36 156L35 159H34V161L32 159L33 163H32L31 168H34L37 165L46 166L47 164H49L50 162H52V157H54L53 155L56 152L54 154ZM97 153H95V154H97ZM203 153L204 152L202 151V154ZM55 155H57V153ZM9 157H11V156H9ZM198 157H199V159H198L199 161H198L197 164H195L196 162L194 163L193 161L197 160L196 158H198ZM19 158H22V157H19ZM205 158H208V157H205ZM12 159H14V158H12ZM15 159H16V157H15ZM120 159H122L121 164L125 165V166H123V168H125V169L122 170V171H119V172H116V171L114 172L113 171V166L116 165L117 163H120V161H121ZM5 160H6L7 164H8V161L9 160L8 161H7V159H5ZM137 160H139V159H137ZM2 162H1V164H2ZM138 162L136 161V164ZM154 162H153V165H154ZM27 163H28V161H27ZM133 163H135V160L133 161ZM144 163H142V164H144ZM151 163H152V161H151ZM178 164H180V165L178 166ZM117 165H119V164H117ZM159 165L162 166L161 164H159ZM132 166L134 167L133 164H132ZM3 167H4V165H3ZM139 167H140V165H139ZM141 167H144V166L141 165ZM200 168H202V167H200ZM30 169L28 168L27 170H30ZM176 169H178V168H176ZM188 169H190V168H188ZM180 170H179V172H180ZM186 170H187V168H186ZM147 171L150 172L151 169L150 170L148 169ZM133 172H132V175H134V176L135 175L136 176L138 175V174H135ZM151 173H152V171H151ZM129 174H131V173H129ZM134 176H133V178H134ZM181 179H180V181H181ZM196 179H198V178H196ZM152 180H153V178H152ZM80 181H82V180H80ZM99 181H101V180H99ZM200 181H202V180H200ZM139 182H140V180L138 181V185H139ZM151 183H153V182L151 181ZM206 183H208V182H206ZM2 184H4V183H2ZM131 184L132 183H130V182H129V184L127 183L128 186L131 185ZM74 185H78V180H77V183H75ZM74 185H73V187H74ZM80 185L81 186H84L82 184H80ZM127 185L125 184V187ZM152 185H154V184H152ZM181 185H182V183H181ZM196 185H198V184L196 183ZM121 187H122L123 191H125V189H124L125 187L123 188L122 185H121ZM159 187H156V188H159ZM102 188L103 187H101V189ZM115 188L118 189V191H120V192L122 191L121 189L119 190L118 187H115ZM139 188H141V186H139ZM191 188L193 189L194 187H191ZM197 188H198V186H197ZM30 189H32V188H30ZM32 190H34V188ZM108 190H112V189L109 188ZM187 190L185 192H187ZM123 191H122V194H123ZM150 191H152V190H150ZM0 192H1V190H0ZM28 192H29V194L31 193L29 190H28ZM116 192L117 191H115V193ZM137 192H139V191H137ZM192 192H194V191H192ZM111 193H112V191H111ZM261 193H262V191H261ZM119 194H117L116 198H120V197H118ZM109 195H110V193H109ZM110 197H111V195H110ZM122 198L124 199V196ZM112 199H114V198H112ZM118 200H114V202H116ZM119 202H122V201L119 200L118 203ZM212 203L213 204H216V208L211 207L210 209H208L212 205ZM146 206H149V205H146ZM235 211H238L239 213H235ZM241 218H249V220L243 223V222H241ZM51 220L52 219H50V221ZM133 220H134L133 217H131V216H125V221H126L125 223H129V225L132 224V221ZM228 223H230V224H228ZM43 224H45V225H43ZM46 224L49 225V228L50 229L48 228V226H46ZM51 230H53V229H51ZM55 233L56 232L54 231V235H55ZM5 249L6 248L0 246V250L1 251L2 250H5Z\"/></svg>","mask_w":264,"mask_h":264},{"label":"snow or ice","instance_id":"3","mask_svg":"<svg viewBox=\"0 0 264 264\" xmlns=\"http://www.w3.org/2000/svg\"><path fill=\"white\" fill-rule=\"evenodd\" d=\"M3 7H4V9H5V12H7V9L10 7V5L5 4ZM260 264H264V259H262V260L260 261Z\"/></svg>","mask_w":264,"mask_h":264}]
</instances>
